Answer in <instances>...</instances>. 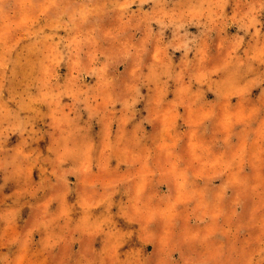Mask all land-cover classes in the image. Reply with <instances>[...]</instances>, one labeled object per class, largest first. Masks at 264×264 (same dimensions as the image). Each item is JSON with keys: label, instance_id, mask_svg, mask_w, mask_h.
Listing matches in <instances>:
<instances>
[{"label": "rangeland", "instance_id": "374dc122", "mask_svg": "<svg viewBox=\"0 0 264 264\" xmlns=\"http://www.w3.org/2000/svg\"><path fill=\"white\" fill-rule=\"evenodd\" d=\"M0 264H264V0H0Z\"/></svg>", "mask_w": 264, "mask_h": 264}]
</instances>
